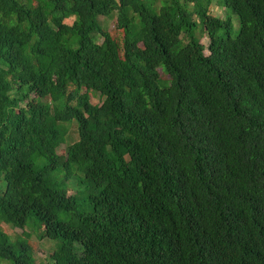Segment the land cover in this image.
<instances>
[{
    "label": "trees",
    "instance_id": "1",
    "mask_svg": "<svg viewBox=\"0 0 264 264\" xmlns=\"http://www.w3.org/2000/svg\"><path fill=\"white\" fill-rule=\"evenodd\" d=\"M211 2L0 0V222L56 241L0 264H264V0Z\"/></svg>",
    "mask_w": 264,
    "mask_h": 264
},
{
    "label": "rangeland",
    "instance_id": "2",
    "mask_svg": "<svg viewBox=\"0 0 264 264\" xmlns=\"http://www.w3.org/2000/svg\"><path fill=\"white\" fill-rule=\"evenodd\" d=\"M210 4V12L212 14L220 15L223 13L222 7L218 6L214 3V0H212ZM113 18H99V21L101 23H104L106 27L112 28L113 27ZM67 23L71 22V18L66 20ZM200 42L203 45H206V38L204 36H201ZM204 53H207L206 50H204ZM161 73V72H160ZM93 102H98L99 99L97 96L92 97ZM75 127L74 124H71L69 126V132L68 134L71 136L70 140H73L76 138V134L74 133ZM62 152V149L60 150ZM0 227L9 235L11 239H17L24 241L28 244L29 250L31 253V256H35L36 260L43 259L47 251L56 247V241L54 240H47V239H39L38 233H37V227L32 223L28 222L23 229V233H21V230L16 227H11L8 224L0 222Z\"/></svg>",
    "mask_w": 264,
    "mask_h": 264
}]
</instances>
